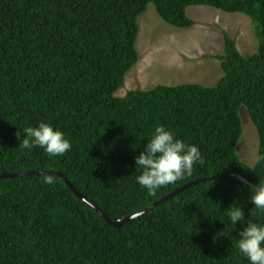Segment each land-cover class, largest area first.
<instances>
[{
    "label": "trees",
    "instance_id": "1",
    "mask_svg": "<svg viewBox=\"0 0 264 264\" xmlns=\"http://www.w3.org/2000/svg\"><path fill=\"white\" fill-rule=\"evenodd\" d=\"M150 3L167 23L195 24L191 5L242 13L255 25L257 51L243 54L223 29L213 57L223 76L213 86L159 84L124 96L139 60L138 17ZM245 106L259 137L258 160L244 163L237 144ZM45 121L71 141L64 156L21 150L16 132ZM198 145L193 174L155 194L135 182L134 157L156 126ZM264 0H0V264H249L236 247L239 230L226 218L239 203L245 218L264 223L249 183L264 185ZM205 178V179H204ZM116 222L112 226L67 186ZM222 218L224 221H221Z\"/></svg>",
    "mask_w": 264,
    "mask_h": 264
},
{
    "label": "rangeland",
    "instance_id": "2",
    "mask_svg": "<svg viewBox=\"0 0 264 264\" xmlns=\"http://www.w3.org/2000/svg\"><path fill=\"white\" fill-rule=\"evenodd\" d=\"M187 11L195 24L186 28L165 22L153 3L138 17L139 60L127 73L125 85L116 91L117 96L159 84L215 85L224 74L221 62L213 57L224 50L223 29L235 38L241 53L257 51L259 41L249 16L207 5H191ZM240 116L243 131L236 149L240 159L252 166L258 160V132L245 106Z\"/></svg>",
    "mask_w": 264,
    "mask_h": 264
},
{
    "label": "clouds",
    "instance_id": "3",
    "mask_svg": "<svg viewBox=\"0 0 264 264\" xmlns=\"http://www.w3.org/2000/svg\"><path fill=\"white\" fill-rule=\"evenodd\" d=\"M16 136L20 139L18 146L21 150L40 148L50 158L64 156L72 149L66 134L45 121L35 126L18 127ZM260 159L264 160V156ZM202 162L203 156L198 145L188 143L178 138L172 129L158 125L143 150L134 157L135 171L138 173L135 182L142 190L155 194L161 188L190 177L194 168ZM42 182L53 185L56 181L53 176L47 175ZM249 191L255 209L264 212V185L257 184L250 187ZM226 218L233 226L238 221L242 224L236 242L238 252L249 264H264V223L254 221L251 213L246 219L239 203L228 208Z\"/></svg>",
    "mask_w": 264,
    "mask_h": 264
},
{
    "label": "water",
    "instance_id": "4",
    "mask_svg": "<svg viewBox=\"0 0 264 264\" xmlns=\"http://www.w3.org/2000/svg\"><path fill=\"white\" fill-rule=\"evenodd\" d=\"M33 173H41V174H50V175H59L63 178H66V176L64 174L55 172V171H24V172H18V173H9V174H0V178H6V177H15V176H19V175H27V174H33ZM227 176H237L239 178H241L244 182L249 183L251 186H256L253 183H250L249 181H247L246 179H244L240 174L236 173V172H230V173H226V174H220V175H215L213 177H211L210 179H217V178H223V177H227ZM205 179V178H204ZM200 180H196L192 183H188L185 184L184 186L177 188L176 190H174L172 193L162 197L161 199H159L158 201L152 203L150 206L146 207L143 211L139 212V213H135L132 214L130 216H127L123 219H120L116 222L112 221L110 218H108L104 212L102 210H100L97 206H95L90 200H88L81 192H79L75 187H73V185L66 180V184L67 186L75 193L76 196H78L79 198H81L86 204H88L89 206L93 207L95 210H97V212L99 214H101V216L107 221L109 222L112 226L114 227H119L120 225H122L123 223L135 218L136 216L143 214L144 212L148 211L149 209L153 208L154 206L164 202L165 200L171 198L172 196L180 193L181 191L185 190L186 188H188L189 186H191L192 184L198 182Z\"/></svg>",
    "mask_w": 264,
    "mask_h": 264
}]
</instances>
